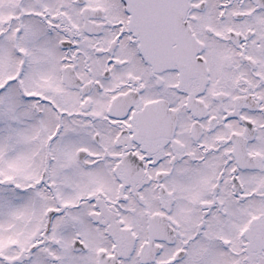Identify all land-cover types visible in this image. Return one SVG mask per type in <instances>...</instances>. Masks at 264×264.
Wrapping results in <instances>:
<instances>
[{
	"label": "snow or ice",
	"instance_id": "1",
	"mask_svg": "<svg viewBox=\"0 0 264 264\" xmlns=\"http://www.w3.org/2000/svg\"><path fill=\"white\" fill-rule=\"evenodd\" d=\"M0 264H264V0H0Z\"/></svg>",
	"mask_w": 264,
	"mask_h": 264
}]
</instances>
